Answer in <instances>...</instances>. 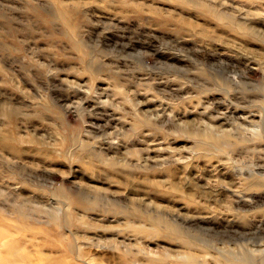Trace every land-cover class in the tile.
Wrapping results in <instances>:
<instances>
[{
    "label": "rangeland",
    "instance_id": "1",
    "mask_svg": "<svg viewBox=\"0 0 264 264\" xmlns=\"http://www.w3.org/2000/svg\"><path fill=\"white\" fill-rule=\"evenodd\" d=\"M64 1L73 30L58 0H0V131L20 149L0 146V264H217L214 245L254 244L236 212L264 208V0ZM193 130L246 139L203 149Z\"/></svg>",
    "mask_w": 264,
    "mask_h": 264
},
{
    "label": "bare ground",
    "instance_id": "2",
    "mask_svg": "<svg viewBox=\"0 0 264 264\" xmlns=\"http://www.w3.org/2000/svg\"><path fill=\"white\" fill-rule=\"evenodd\" d=\"M182 1H185L184 3H186V2H188V1H190V0H182ZM125 2V1H124ZM126 3V2H125ZM190 3V2H189ZM199 3H197V5H198ZM69 5V4H68ZM68 5H67V3L63 0H58V2H57V6H58V15H59V17H60V19L65 23V25L67 26L68 25V27H70V29L71 30H73V24H74V22L76 21H74L73 22V20H72V14H71V12L69 11L70 9H68ZM200 5V4H199ZM135 6V8L136 9H139V7H138V5L137 4H135L134 5ZM209 6V5H208ZM202 7V6H201ZM207 7V6H206ZM205 6L204 7H202V8H206ZM73 9V8H72ZM74 10L75 9H73V10H71V11H73V13H74ZM77 10H75V12H76ZM218 12V11H217ZM219 14H222L221 12H218ZM76 14V13H75ZM223 15V14H222ZM77 15H75V17H76ZM73 17H74V15H73ZM74 17V18H75ZM228 17V18H227ZM170 18V17H169ZM223 18H225V20L227 21V23H229L230 24V26H229V29L230 30H232V31H234V32H236V31H238L237 30V28L236 27H234V26H237L236 24H238V22H235V21H233V20H230L229 19V16H227V15H223ZM232 18V17H231ZM239 21V20H238ZM163 24H164V22H163ZM239 25V24H238ZM72 32V31H71ZM75 31H73V33H74ZM237 33H239V31L237 32ZM68 34V33H67ZM75 41V40H74ZM173 46V45H172ZM181 47V46H180ZM183 48H185V47H183ZM182 49V48H181ZM179 51H180V49H179ZM188 51V50H187ZM192 52L194 51V50H191ZM204 51H207V50H204ZM211 51H213L212 52V58L210 59V61H214V63H216L217 64V66L219 65V66H221L222 64H223V60L225 59V57H223V56H221V54L223 53V52H221V51H219V50H215V49H211ZM176 52V51H175ZM184 52V51H183ZM186 52V51H185ZM189 52V51H188ZM144 54V53H143ZM195 54V53H194ZM234 54V53H233ZM236 55V54H235ZM166 56H171L174 60H178V57H177V54L176 53H174V52H169V53H167V55ZM166 56H164V57H166ZM213 63V64H214ZM229 64V63H228ZM231 64V63H230ZM233 64V63H232ZM224 65V64H223ZM216 66V65H215ZM170 73V72H169ZM167 75V74H166ZM169 75V74H168ZM174 75V74H173ZM175 77V78H174ZM174 77H170V76H166V82H172L173 83V81H176L175 79H176V76H174ZM154 79H155V77H153ZM177 78H178V76H177ZM158 79V78H157ZM158 81V80H157ZM161 82V81H160ZM181 82V81H180ZM181 83H183V82H181ZM180 83V84H181ZM183 84H185V82L183 83ZM157 85V84H156ZM160 85H162V84H160ZM171 85V84H170ZM175 85V84H174ZM174 85H173V87H174ZM158 86V85H157ZM164 86V85H163ZM184 86V85H183ZM169 87V86H168ZM185 87V86H184ZM77 88V87H76ZM175 88V87H174ZM170 90V93H172V95H174V94H176L177 92H178V90L177 91H173V89H171V87L169 88ZM182 89V88H181ZM185 89V88H184ZM188 89H189V87H188ZM187 89V91H189ZM78 90V89H77ZM175 90V89H174ZM72 92V91H71ZM179 92H181V91H179ZM185 93V92H184ZM178 94V93H177ZM180 94V93H179ZM176 96V95H175ZM191 96V95H190ZM178 97V96H177ZM87 99V98H86ZM199 99V98H198ZM196 101V100H195ZM164 103V102H163ZM167 103V102H166ZM165 103V104H166ZM196 103V102H195ZM194 103V104H195ZM194 104L192 105L193 107H194ZM199 104H200V102H199ZM202 104V103H201ZM200 104V106H202ZM94 107V106H93ZM196 107V106H195ZM215 107V106H214ZM226 108V107H225ZM207 109V108H206ZM208 109H210L209 111H211V108L209 107ZM207 109V110H208ZM202 111V110H201ZM214 112V111H213ZM216 112V111H215ZM222 113V112H221ZM106 114V113H105ZM108 114V113H107ZM211 114V113H210ZM153 115V114H152ZM222 115H224V114H222ZM111 116V115H110ZM134 116H136V119H137V122H139V121H142V123H143V121L144 122H146L147 123V120H148V118L147 117H141L140 115H139V113L137 114H135ZM260 117H263V114L261 113L260 115H259ZM135 119V120H136ZM245 119V118H244ZM246 120V119H245ZM247 121V120H246ZM152 124V123H151ZM15 131V130H14ZM189 135L201 146H203V149H204V147L206 148V149H209V148H219V147H221L222 145H223V143H225L227 146H231V145H238V144H241L242 143V141L243 140H245L244 138H238L237 136H235V135H232V134H226L225 136H220V137H218V136H216V135H213V134H205L204 132H202V131H195V130H193L192 132H189ZM260 139V138H259ZM19 139H18V137L17 136H15L14 134H13V131H12V129L10 130V129H8V130H6V131H4V132H1L0 131V146L1 147H3V148H5V149H7V150H9L11 153H13L14 155H19L20 154V149L18 148V146H17V141H18ZM248 140V139H247ZM256 140V139H255ZM224 144V145H225ZM82 146H84V145H82ZM83 148V147H82ZM202 148V147H201ZM225 148H223V150H224ZM207 151V150H206ZM206 151H205V153H206ZM222 151V150H221ZM41 151H39L38 153L39 154H42L43 152H41ZM208 152V151H207ZM48 154V152H45L44 153V155H47ZM198 154V153H197ZM200 154V153H199ZM211 154H215V153H211ZM203 155V154H202ZM201 156V155H200ZM206 156V155H205ZM207 157V156H206ZM209 157H210V155H209ZM202 158H204V157H202ZM213 158V157H212ZM100 159V158H99ZM103 160V159H102ZM210 160V159H209ZM115 161V160H114ZM217 161V160H216ZM217 162H219V161H217ZM105 163H106V165L108 164V165H110L111 166V164H113L114 165V163H112V162H106V160H105ZM88 164V163H87ZM89 164H91L90 166L94 169L95 167H96V165L94 164V163H89ZM105 165V164H104ZM112 168V167H111ZM95 170H96V168H95ZM121 170V169H120ZM98 171H100V170H98ZM97 171V172H98ZM118 171V170H117ZM175 171V170H174ZM96 172V171H95ZM122 172H123V170H122ZM124 173H126V172H124ZM172 173H173V171H172ZM172 173H169V174H172ZM114 176V175H113ZM263 186V180H259V179H249L248 181H247V184H246V189L247 190H249V192L250 193H248V192H237L238 194H235V197H236V203H237V205L239 206V205H242V206H246V205H251V204H253V205H255L256 203H252V201H251V199L254 197V194H252V192L251 191H255V190H259L261 187ZM223 187V186H222ZM238 191V190H237ZM236 192V191H235ZM234 192V193H235ZM263 195V194H262ZM264 198V197H263ZM71 201L72 202H74L73 201V198L71 197ZM70 201V203H72ZM82 204H84V203H86V204H88V205H90V206H92V203L91 202H85V201H82L81 202ZM235 203V204H236ZM69 205V204H68ZM240 207V206H239ZM253 207V206H252ZM240 208H243V207H240ZM245 208V207H244ZM238 209V208H237ZM110 211V212H113L114 214H117V213H119V214H122V215H126L127 213L126 212H124V211H122V210H115V209H107L106 208V211ZM243 211V212H241V211ZM240 210H238L236 213V215H238V217H240L241 219H245L249 224H250V226L252 227V232H249L250 234H251V236H252V240H255V242H254V244H251L250 245V243L249 242H245V241H247V240H244L245 239V237H243V240H241L240 242H238V243H236L235 244V246H232V245H230V244H223V245H214L213 246V248L216 250V251H218V252H225L226 254H224V255H222V259H217L218 261L216 262L217 264H264V208H261V209H255L254 211H252L250 214H251V217L250 218H246V210H243V209H240ZM249 214V215H250ZM217 215V214H216ZM248 215V216H249ZM255 215H256V217H255ZM107 216V215H106ZM187 217H189V216H187ZM192 217H194V216H192ZM196 217V216H195ZM204 216H202V218H203ZM206 217V216H205ZM237 217V218H238ZM253 217V218H252ZM196 218H199V217H196ZM219 218V217H218ZM221 218V217H220ZM219 218V220H221ZM190 219V218H189ZM200 219H201V216H200ZM232 219V218H231ZM23 220V219H22ZM58 217L54 220L55 221V224H57L58 223ZM69 220H70V218H69ZM204 220H206V219H204ZM217 220V219H216ZM195 221V220H194ZM210 221V220H209ZM221 221H223L224 222V220H221ZM187 222V221H186ZM218 222V221H217ZM220 222V221H219ZM226 222V221H225ZM227 222H230L229 220L227 221ZM227 222H226V224H227ZM234 222V221H233ZM239 222V221H238ZM242 222V221H241ZM213 223V222H212ZM30 224V223H29ZM190 224V223H189ZM199 224V223H198ZM210 224V223H209ZM208 224V225H209ZM225 224V225H226ZM231 224V223H230ZM25 224H23V226H24ZM26 225H27V223H26ZM25 225V226H26ZM31 225V224H30ZM226 226H230L229 224L228 225H226ZM233 226V225H232ZM29 227V228H28ZM27 228L28 229H41V230H43L44 231V227H39V225H32L31 226V228H30V226H28ZM221 227V226H220ZM239 229V228H238ZM45 230H47V229H45ZM233 230V229H232ZM169 232V233H167L168 235H170V233H172V230H171V232L169 231V229L167 228V230H166V232ZM228 231V230H227ZM242 231V230H241ZM47 232V231H46ZM2 233H5V232H2ZM5 234H7V233H5ZM5 234L3 235V234H1L0 235V237H4L5 236ZM235 234V233H234ZM243 235H245V234H243ZM8 236V235H7ZM249 237V236H248ZM7 239V238H6ZM181 239V242L187 247V248H191L192 247V243H191V241L188 239V238H186V237H181L180 238ZM9 237H8V239H7V241L6 240H4V241H6L7 243H9ZM11 243V242H10ZM13 243H14V241H13ZM13 243H12V245H13ZM9 245V244H8ZM1 251V250H0ZM4 252V251H3ZM8 253L9 254H7V260L8 261H10V262H13V261H15V260H18V256H17V253L16 252H13V253H10L9 251H8ZM20 255V254H19ZM179 256H180V259H179V262L181 263V264H207V260L205 259V257H199L198 255H195L194 253H188V254H185V255H180L179 254ZM217 257V256H216ZM2 258V257H1ZM40 259H42V258H40ZM165 259L166 258H164V257H161L160 259H159V261H161V262H164L165 261ZM7 260H6V262H7ZM38 260V259H37ZM5 261V260H4ZM36 263V262H35ZM34 264V263H33ZM42 264V263H41Z\"/></svg>",
    "mask_w": 264,
    "mask_h": 264
}]
</instances>
